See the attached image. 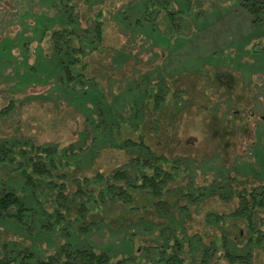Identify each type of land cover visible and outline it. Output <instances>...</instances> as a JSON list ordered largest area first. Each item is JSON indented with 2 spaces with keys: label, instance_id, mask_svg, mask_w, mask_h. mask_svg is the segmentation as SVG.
I'll list each match as a JSON object with an SVG mask.
<instances>
[{
  "label": "rangeland",
  "instance_id": "374dc122",
  "mask_svg": "<svg viewBox=\"0 0 264 264\" xmlns=\"http://www.w3.org/2000/svg\"><path fill=\"white\" fill-rule=\"evenodd\" d=\"M67 1L0 0V138L52 143L59 148L72 144L83 153L93 144L89 137L94 136L90 129L88 140L84 141V97H73L58 79L47 75L58 68L49 38L51 29L64 25ZM144 1L68 2L76 7L77 27H88L101 13L103 49L87 54L86 70L78 71L96 79L107 102L123 99L124 116L131 113L132 99H140L147 85H158L159 78L172 91H184L174 99L170 95L158 111L151 109L152 103L151 108L145 107L140 117L132 120L140 122L141 128L134 131L125 126L122 133L123 137L137 140L143 134L157 153L189 162V170H178L164 196L172 204L170 210L159 213L153 205L154 198L137 192L134 211L123 203L107 204L94 207L79 220L73 212L70 224L64 220L57 223L53 217L43 215L37 224L31 222V228L0 220V242H20L41 254L54 251L65 242L79 246L91 243L95 250L107 251L112 260L119 261L141 257L146 240L151 237L163 242L164 236L176 232L180 236L197 234L205 244L214 239L220 249L227 246V241H233L244 252L248 235L245 221L226 220L216 227L207 226L205 219L210 212L234 210L235 190L250 189L263 178L264 18L252 23L251 15L239 5L241 0H200L198 6L196 0H191L192 10L185 0H173L169 9L184 11L186 22L169 33L165 31L164 12L148 15V8L156 0L146 4ZM165 3L160 2V8ZM198 10L202 16L197 19ZM154 22L160 30H156ZM45 29L47 32L43 33ZM26 63L37 68V77L30 73L21 82ZM134 81L139 82V91L129 89ZM90 91L91 95L97 93ZM18 99L21 100L12 111H4ZM95 144L100 148L90 152L94 156L92 166L64 170L69 178L112 173L130 157L120 148L103 146L100 139ZM9 169H0V174ZM66 186L75 188L70 180ZM209 187L228 193L233 199L205 195L200 202L189 204L187 197L182 196L186 192L196 195ZM179 205H188V212H180ZM47 221L53 223L50 229H40L39 223ZM159 224L156 229L152 226ZM145 226L153 227L151 233L143 230ZM252 252V264H264V252L258 248ZM185 260L188 264L197 262L198 253L187 254ZM215 264L231 263L221 251Z\"/></svg>",
  "mask_w": 264,
  "mask_h": 264
},
{
  "label": "trees",
  "instance_id": "16d2710c",
  "mask_svg": "<svg viewBox=\"0 0 264 264\" xmlns=\"http://www.w3.org/2000/svg\"><path fill=\"white\" fill-rule=\"evenodd\" d=\"M68 1L64 3V11L68 10L65 11L67 16L64 18V25L60 24L51 29L49 47L57 60L58 68L56 72H47V75L58 79L73 97L76 95L84 97L86 121L84 131L86 133L83 137L84 141H87V136L92 129L94 136L89 137V140L93 144L87 148L89 151L85 150L89 153L85 151L81 153V149L79 151L78 147H73L72 144L59 148L52 143L36 144L28 140L18 142V139L0 138V169L10 167L8 171L0 174V220H12L31 228L32 223L37 224L38 217L43 215L53 217L54 222L59 223L64 220L70 224L69 217L73 212L79 220L82 217L85 218L94 207L102 208L107 204L123 203L134 211L137 209L134 206L137 192L154 198L155 209L159 213H164L172 206L164 197L169 191V184L178 176V170H189L191 167L189 162L181 157L171 159L157 153L145 141L143 134H140L137 140L130 136L123 137L122 133L125 126L134 131L141 128L140 122L133 121L140 117V112L145 107L151 108L149 105L152 103L151 109L158 111L164 107L170 95L174 99L184 91H172L163 78H159L161 82L158 85H147L142 97L139 96L140 99H132L131 113L127 117L124 116L122 110L126 102H122L123 99L107 102L104 93L97 88L96 79L89 78L84 72L78 71L79 68L86 70L87 64L84 58L87 54H91L96 49H103L104 23L100 21L101 13L92 19L88 27H77L76 7ZM150 1L154 0L144 2L146 4ZM162 1L166 3L160 8L159 4ZM172 1L156 0L148 8V15L154 11L156 15L165 13V31L168 30L169 33L176 32L173 29H177L179 24L186 22L184 11L169 9ZM185 2L189 4L188 9L192 10V1L185 0ZM198 3H201L200 0L195 1L196 6L199 5ZM51 5L55 6V4ZM239 5L251 15L252 23L262 22L264 0H241ZM201 14L198 10L197 19ZM138 24H141L139 20ZM153 25L157 28L156 30H160L159 24L158 27L156 22ZM45 32L47 29L43 33ZM26 65L27 69L20 76L21 82H24L22 77L25 78L30 73L36 74L37 77V68L29 63ZM79 83L82 84L78 85ZM132 88L134 91L135 89L139 91L141 86L139 82L134 81L129 89ZM91 89L96 90L97 93L91 95ZM19 100L21 99L10 102L4 111L8 112L10 109L12 111ZM127 100L130 102L129 99ZM117 104L121 105L120 108L116 106ZM99 139L103 146L124 150L130 155L128 161L109 174L97 172L92 177L69 178L64 170L73 166L79 170L92 166L94 156L90 155V152L100 148L95 144ZM67 180L74 184V189L67 188ZM214 194L226 201L233 199L232 195L213 191L211 187L196 195L186 192L182 193V196L187 197L189 204L192 202L196 204L205 195L209 198ZM234 195L237 199L234 210L223 214L210 212L206 215L205 221L207 226L216 227L226 220L245 221L248 235L244 252H241L242 249H239L233 241H227V246L220 249L214 239L205 244L197 234L180 236L179 233L173 232L171 236H164L166 240L163 242L155 237H149L150 239L146 240L147 246L139 255L141 257L124 258L119 261L112 260L107 251L95 250L91 243L79 246L65 242L54 251L41 254L20 242L2 241L0 242V264H188L185 256L194 255L195 251L198 253V261L190 264H215L221 251L223 258L231 264H252L253 249L258 248L264 252V174L257 185L250 189L235 190ZM179 208L180 212H188V205H179ZM51 224L53 223L47 221L39 223V226L40 229L48 231ZM160 224L152 226L156 229ZM152 226H145L143 230L151 233ZM223 237L227 236L223 235Z\"/></svg>",
  "mask_w": 264,
  "mask_h": 264
}]
</instances>
